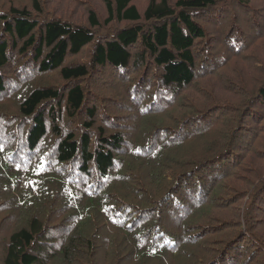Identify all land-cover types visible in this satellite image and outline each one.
<instances>
[{
	"label": "trees",
	"instance_id": "obj_1",
	"mask_svg": "<svg viewBox=\"0 0 264 264\" xmlns=\"http://www.w3.org/2000/svg\"><path fill=\"white\" fill-rule=\"evenodd\" d=\"M104 1L109 14L105 23L111 24L113 21H117L126 22L128 25L122 29L119 27L118 31H115V35L100 40L95 39L96 32L92 28L84 25L72 26L59 19L48 21L39 28L40 23L33 16V12L27 8L11 6L7 12L0 11V35H2L0 37V95H2L0 96V153H2L0 155V173H6L15 184L20 181V186L13 191L14 196L18 197L20 201L23 197L28 204H32L35 208L39 207L44 200L53 202L52 197H48V195L54 196L53 189L61 188L70 197L69 208H67L79 209L78 213L73 215L78 220L76 228L77 232L78 230L81 232V237L88 234L86 228L91 225L89 222H94L96 228L98 214L101 211L104 213L105 219L112 221V225L125 228L135 237L143 239V244L137 242L138 245L154 253V256L161 254L166 257L164 254L173 253L171 256L173 257L181 252L180 249L183 245H187L190 241L191 228L205 223L198 222L204 217L189 220L191 224L188 226L184 221L199 205L204 206L208 203L210 191L217 181L221 183L225 176L223 174L229 167L232 169L230 172L235 171V166L240 161L239 151L243 150L242 158L252 153L259 136L264 134V129L262 130L261 125L257 124V134H254L250 140L248 137L247 140L241 141L242 135L250 130V127V134L253 135L252 126L254 125H242L243 121L239 114V119L232 123L229 139L220 145L218 141L214 143L213 140H210L211 137L208 138V133L216 128L208 126L200 133L195 132L189 135V140L197 136L201 140H204V137L207 138L206 141L193 144L192 152L176 154L171 156V159L167 158L165 155L173 150L172 147H179L176 145L182 142L179 140L176 143L169 142L163 146L160 151L163 157H159L160 153H158L155 161L137 156L139 153H136L135 149L130 153L131 158L128 159V162L125 160L123 164H119L120 160L115 156L114 151L127 142L123 138V133L110 132V129H107L109 124L106 121L100 122L102 125L98 124L95 119V108L90 110L86 106L89 99H87L86 89L89 87L91 68L95 70L97 66L103 67L110 64L124 72L127 67L131 66L134 57L132 50L138 45L140 50L135 52V57L137 56L139 62L135 60L136 66L134 67L146 66L148 61H151L149 64L162 68L164 72L160 78L159 87H157L159 91L151 88L154 93L153 97H155L154 103L156 99H159L156 96L160 91H166L165 89L169 86L175 84L177 88H184L191 85L197 78L193 69L196 59L195 41L199 42L205 39L207 34L193 16L201 14L202 10L216 6L215 4L219 0H176L173 4L169 0H151L143 12L137 7L134 0ZM250 1L237 0L238 3L244 4H249ZM33 3L34 12L42 13L43 6L40 1L33 0ZM246 7L248 6H245V12L248 11ZM252 12L254 15V11ZM255 13L257 16L251 17L255 20L254 25L259 23L258 15H262L258 9H255ZM89 19L92 27L97 28L101 24L94 11H90ZM5 35L7 36L5 37ZM227 37L229 41H232L231 49L238 51L243 47L239 38L237 41L236 37L230 36V34ZM242 37H244L243 34ZM92 43L95 45L90 64H65L69 54H78L85 46ZM43 47L48 48L46 54H44ZM32 50L35 51L34 55L31 54ZM42 56L45 57V60L38 63ZM25 57L28 58L26 62L23 60ZM38 70L41 72L39 74L58 71L59 77L67 84L60 87L39 82L37 74L33 73ZM208 70L204 73L210 72V68ZM86 79H88L87 84L84 82ZM19 82H21L20 86L11 89ZM71 83L72 85H70ZM134 87L137 88V84ZM144 87L146 86L143 85ZM258 91L261 92L259 96L262 98L257 100L256 94L251 99L249 97L246 102L249 104V108L255 107L262 113L264 112V82L254 92L258 93ZM5 103H14L13 106L18 113L13 116L9 115L2 109ZM223 107L229 108L230 101L224 102ZM83 109L86 116L78 121L75 128L60 127L66 113L67 116L70 114L75 117L79 113L81 114ZM185 116L186 114L180 120L183 119L181 124L187 125L191 118L185 120ZM2 121L4 124L1 123ZM96 139L98 144L95 146ZM54 141L55 149L48 150L49 144ZM241 146L242 148L239 150ZM188 147L190 149L192 145H188ZM138 160L144 168H147L143 174L138 173ZM170 161L172 164H169ZM78 162L79 165L75 166V163ZM217 165L222 168V173L216 174L219 171ZM55 166H58L59 169H55ZM65 167L68 168V171H64ZM125 167H131L133 172L130 173L138 178L131 188L118 184L125 177L123 173ZM205 170L206 172H203ZM93 171L95 176L99 175L97 177L101 184L105 182V184H100L98 190L87 189L85 183L81 190L70 188L74 183L81 184L78 182L80 175H88L86 178L88 181ZM167 172H171V174H167ZM190 176L197 179L196 188L199 193L194 194V191L191 190L195 183L190 185L191 182L188 181ZM206 177H210L212 180L207 187L203 184ZM168 178L172 181L166 184ZM260 181V185L255 186L247 197L248 205L244 210L248 218V225L243 226L242 230L235 233L224 235V239L217 238V242H213L208 247L211 252L208 254L209 257L198 258L187 264H264V240L262 239L264 234L258 230L259 226L264 227V220L257 218L258 211L264 210V206L259 205L260 200L264 202V177ZM54 183H57L55 188L51 186ZM158 184L163 185L162 188L153 192L152 187ZM181 188L184 189V192H180ZM162 191L167 192L163 197H160L158 202L155 200V196L160 195ZM111 194L120 200L122 205L117 206L118 202H114L109 197ZM170 194L176 195L172 204L173 208L170 209L176 223L171 222V226L176 225L174 231L180 229L181 233L175 235L174 232L171 233L164 229L161 224L155 225L154 232L153 230L144 232L140 222H137V227L134 226L140 213L157 203L158 205L161 203L163 206ZM146 196L151 199L150 206L145 204ZM239 198L240 195L237 194L231 198L232 202L237 201L236 208L239 207ZM85 199L89 200L85 205H81ZM125 199H133V202L128 203ZM79 200L80 203L75 204L74 201ZM46 205L39 210V217L36 216V210L26 225L13 230L7 241H4L6 244L0 264H44L48 252L56 249V245L52 246V242L54 236L60 233V229L46 227V215L49 214L52 204ZM123 208L133 209L132 219L127 222L126 217H119L121 224L117 225L114 215L116 213L117 216ZM71 212L74 211L71 210ZM244 220L243 217L237 225H240ZM237 221L226 222L221 231H226L227 229L224 228H228L229 225L232 226L230 222ZM193 225L195 226L193 227ZM181 227L189 231L186 234H190V236L182 234ZM200 235V233L193 234V237L197 238ZM151 237L152 239H150ZM67 239V243L63 247L57 248V252L63 257L69 258L73 256L70 243H73L75 239ZM144 242H153L152 250ZM207 242L209 243L210 240L208 239ZM239 242L248 247V253H243L240 256H237V252L234 253L231 244L236 243L235 248L241 245ZM139 251L143 252L142 249Z\"/></svg>",
	"mask_w": 264,
	"mask_h": 264
},
{
	"label": "rangeland",
	"instance_id": "obj_2",
	"mask_svg": "<svg viewBox=\"0 0 264 264\" xmlns=\"http://www.w3.org/2000/svg\"><path fill=\"white\" fill-rule=\"evenodd\" d=\"M39 1L43 6V12L40 14L34 12L33 0H0V11L7 12L11 6L15 8H27V10L33 12V16L40 23L39 28L43 27L46 22L54 19H59L72 26L84 25L96 32V40L115 35V31L117 32L119 27L122 29L128 25L126 22L117 21H113L111 24L105 23L109 14L104 0ZM150 1L134 0V3L143 12L148 7ZM169 1L173 4L176 0ZM243 4L238 3L237 0H219L215 4L216 6L202 10L201 14L193 16L207 33L205 39L199 42L198 40L195 41L194 45L196 59L193 69L197 78L193 80L191 85L184 88H177L174 84L167 87L166 91H160L159 95L156 96L159 99H156L155 103L153 101L155 98L153 97L154 93L151 88L159 91L157 87H159V81L164 72L162 68L149 64L151 61H148L146 66L140 65L139 67H134L136 66L135 60H137L135 52L140 50L138 45H136L137 48L132 50L134 57L132 58L131 66L127 67L124 72L120 68H116L110 64L103 67L97 66L95 70L91 68L92 73L89 77V87L86 89L87 99L89 98L86 106L90 110L95 108V119L98 124L106 121L109 124L110 128L107 127V129H110V132L123 133V138L127 142H124L121 148H116L114 151L115 156L120 160L119 164H123L125 160L128 162V159L131 158L129 156L131 155L130 153L135 149L136 153H139V155L135 153L137 156H143L145 160L155 161L156 155L158 153L162 154L160 151L163 146H166L169 142L176 143L179 140H182V142L176 144L179 147H172L173 150L165 155L167 158L171 159V156H175L176 154L192 152L194 150L193 144L199 141H206L207 138L204 137L205 139L201 140L197 136L189 140V135L195 132L200 133L202 129L208 126L216 127L208 133V138L211 137L210 140H213L214 143L218 141L220 145L229 139L232 123L239 119V114L243 121L242 125H254L252 126L253 135L251 136L250 134V127V130L242 135L241 141L247 140L248 137L250 140V138L254 137V134H257V124L261 125L260 128L262 130L264 129V112L261 113L255 107L249 108V104L246 102L249 97L251 99L256 94L257 100L262 98L259 96L261 92L258 91L257 93L254 91L264 82V6H262L264 5V0H251L249 4ZM245 6H248L246 7L247 12L244 10ZM255 9H258L262 14L258 15L259 23L256 25H254L255 20L251 18L252 16H257L255 15ZM90 11H94L101 21V24L97 28L92 27L89 19ZM252 11H254V15ZM239 23L242 25H238ZM229 34L236 37L237 41H242L243 47L240 50L236 51L230 48L232 41L228 40L227 36ZM242 34L244 37H242ZM94 45L92 43L85 46L78 54H69L65 64H90ZM43 49L45 51H43L44 54H46L48 52H46V49L48 48L43 47ZM34 53L35 51L32 50L31 54L34 55ZM40 59L41 61L38 63L44 61L45 57L42 56ZM23 60L26 62L28 58L25 57ZM203 66L210 68V72L204 73V71L209 70ZM33 73L37 74L38 81L42 83H50L60 87H64L67 84L59 77L58 71L39 74L41 72L38 70ZM6 75L11 76L8 73ZM87 80H84V82H88ZM135 84H137V88L134 87ZM20 85L21 82L11 89H15ZM143 85L146 87L143 88ZM136 92L137 94L135 95ZM226 101H230V107L227 109L223 107V103ZM13 104L5 103L4 108H2L9 115L12 114L11 116L18 113ZM184 114H186L185 120L189 117L191 118L187 122V125L181 124L183 119L180 120V118ZM192 115L194 117H191ZM83 116H86L84 109L81 111V114L79 113L75 117L70 114L67 116L66 113L60 127L75 128ZM3 122L1 123L4 124ZM94 142L96 146L98 140L96 139ZM188 145H192V147L188 149ZM55 147L54 141L49 144L48 150L53 151ZM241 148L242 146L239 150ZM242 151H239L238 156L240 161L235 166V171L230 172L232 169L229 167L223 174L225 176L221 180V183L217 181L216 185H213L214 187L208 196V203L204 206L202 204L199 205L190 217L184 221L186 226H188L191 224L189 220L204 217L203 220L198 222L205 223L191 228L190 234L192 236L186 234L189 231L181 227L182 234L190 236V241L187 245H183L180 249L181 252L176 256L171 257L173 253L164 254L168 258L161 254L154 256V253L139 246L138 243L143 244V239L135 237L133 233L132 235L125 228L123 229L120 226L115 227V225L111 224L112 221L104 218V213L101 211L98 214V221L96 220L98 222L96 228L93 221V223L89 222L91 225L86 228L88 234L81 237V232L79 230L77 232L76 228L78 220L73 215L74 213H78L79 209H68L70 197L61 188L58 189L56 187L57 183L51 185L54 188L56 187L53 189L55 195H48V197H52L53 202L44 200L41 204L39 200L38 202L41 205L35 208L32 204H28L23 197L21 198L22 201H20L18 197L14 196L15 193L13 191L20 186V181L15 184L6 173H0V261L4 254L3 248L6 244L4 241H7L13 230L26 225L31 216H34L33 212L36 210V216L39 217V210L44 208L45 204H47L46 206L52 204L49 214L46 215V227L50 229L59 228L60 233L54 236L52 246L56 245V249L48 252L44 264H187L190 261H196L198 258H207L210 256L208 254L211 253L208 247L213 242H217V238L222 237L221 239H224V235L235 233L242 230L243 226L248 225V218L244 210L248 205L247 197L250 194L249 192L252 189L254 190L255 186L260 185V180L264 177V134L259 136L257 145L254 147L252 153L242 158ZM160 155L159 157H163V154ZM138 162V173L143 174L147 168H144L139 160ZM77 164L79 165V162L75 163V166H78ZM169 164H172V162L170 161ZM144 165L147 166L145 163ZM67 167L64 168V171H68L69 167ZM55 169L58 170L59 167L55 166ZM131 169V167H125L123 171L125 177L118 182L119 185L131 188L137 182L138 178L130 173L133 172ZM217 169L219 171L216 174L222 171L219 165H217ZM75 170L78 171V169ZM203 172H206V170ZM228 172L230 173L228 174ZM167 174H171V172H167ZM92 175H96L94 171ZM92 175L88 181H86L88 175H80L78 182L81 184L74 183L70 188L81 190L85 183L87 189L98 190L101 184L97 177L99 175L95 177ZM84 180L86 182H83ZM196 180L194 176L188 178V181L191 182L190 185L195 183L191 188L194 194L196 192L199 193L196 188L198 184ZM171 181L172 179H169L166 184H169ZM211 181L210 177H206L203 184L207 187ZM102 184H105V182ZM162 186L158 184L152 187L154 189L153 192L162 188ZM49 190L52 191L50 188ZM166 192L162 191L160 195H156L155 200H160V197H163ZM180 192H184V189L181 188ZM235 194L240 195L238 208L235 207L237 201H231L232 196ZM178 195L181 194L178 193ZM175 196V194H170L163 206H161V203L150 206L151 199H148L149 196H146L147 200L145 204L150 207L138 215L134 226L137 227V222H140L141 227L144 228V232L148 230H153L154 232L155 225L161 224L164 229L171 233L174 232L175 235L181 233L180 229L174 231L177 227L176 225L171 226V222L176 223L175 219H173L172 211L170 212V209L173 208L172 204ZM221 196H223L222 199ZM109 197L114 202H118L116 203L117 206L122 205V202L114 195L111 194ZM88 200L85 199L81 205H85ZM132 200L125 199L128 203L133 202ZM74 202L75 204L80 203V200ZM260 202L259 205L264 206V202L261 200ZM66 208L67 210L65 211ZM71 210L74 212H71ZM133 213L134 211L131 208H123L117 216L115 213L116 224H121L119 217H126L128 222L132 219L131 215ZM243 217L245 220L244 222L242 221V225H237ZM257 218L258 220H264L263 209L262 211H258ZM231 220L238 221L234 223L230 222L232 226L229 225L228 228H224L227 229L226 231H221L226 222ZM66 225L68 226L65 228ZM261 226L258 227V230L264 234V227L261 228ZM260 232L257 231L259 234ZM199 233L201 234L199 237H193V234ZM67 238L75 239V243H70L73 256L69 258L63 257L57 252V248L63 247L67 243ZM208 239L210 240L209 243L207 242ZM262 239L264 240V237ZM239 243L241 245L235 248L236 243L231 244L234 253L237 252V256L248 253V247L242 244V242ZM144 244L152 250L153 242H144ZM139 249H142L143 252H140Z\"/></svg>",
	"mask_w": 264,
	"mask_h": 264
}]
</instances>
